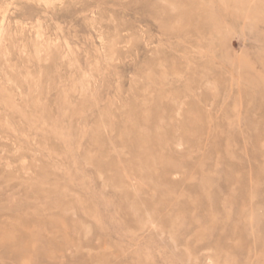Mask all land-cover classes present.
Listing matches in <instances>:
<instances>
[{"label":"rangeland","instance_id":"rangeland-1","mask_svg":"<svg viewBox=\"0 0 264 264\" xmlns=\"http://www.w3.org/2000/svg\"><path fill=\"white\" fill-rule=\"evenodd\" d=\"M0 264H264V0H0Z\"/></svg>","mask_w":264,"mask_h":264}]
</instances>
